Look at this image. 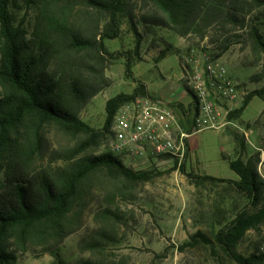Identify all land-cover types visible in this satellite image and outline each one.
I'll use <instances>...</instances> for the list:
<instances>
[{
    "label": "trees",
    "instance_id": "obj_1",
    "mask_svg": "<svg viewBox=\"0 0 264 264\" xmlns=\"http://www.w3.org/2000/svg\"><path fill=\"white\" fill-rule=\"evenodd\" d=\"M21 1L34 10L31 30L26 27L24 17L18 18L16 10H21ZM151 1L162 15L148 17L146 22L171 27L181 36L198 22L208 25L220 17L237 20L232 13L237 0ZM130 2L0 0V264H16L12 245L24 247L28 242H36L58 247L67 235L81 227L92 184L95 180L102 184L104 176L112 188L106 191V204L100 205L94 215V221L100 225L87 244L90 250H100L111 238L106 226L114 215L112 203L122 195L121 186L146 182L153 176L150 171L126 166L110 151L95 154L113 135V117L121 105L136 96H152L132 72V57L138 54L139 41L132 55L111 51L105 44V40L119 36L122 18H131ZM101 14L107 15L104 26ZM133 30L138 34L134 25ZM251 32L254 47L264 53V42L257 28ZM171 49L170 44L160 49L156 62L171 54ZM120 59L124 61L125 76L135 83V88L129 94L120 92L107 99L104 123L95 128L82 120L80 112L109 86L111 81L105 75L107 62ZM189 93L191 111L197 107L190 90ZM254 97L264 102V86L247 93L229 117H239ZM47 129L72 145L54 147ZM234 138L244 150V139L238 134ZM260 158V153L255 152L245 159L228 160L230 169L238 175L236 180L196 175L180 166L191 179L230 182L248 200L210 237L201 231L191 235L194 243L213 242L238 264H262L264 259L262 251L249 257L237 251L246 232L264 222ZM82 264L98 263L85 260Z\"/></svg>",
    "mask_w": 264,
    "mask_h": 264
},
{
    "label": "rangeland",
    "instance_id": "obj_2",
    "mask_svg": "<svg viewBox=\"0 0 264 264\" xmlns=\"http://www.w3.org/2000/svg\"><path fill=\"white\" fill-rule=\"evenodd\" d=\"M20 7L21 10H16L18 18L24 17L26 27L31 30L34 10L22 1ZM130 11L131 18L125 16L121 20L119 36L105 40V44L109 50L132 55L139 41L138 54L132 57L133 75L140 81L146 78L150 88L160 97H173L180 92L191 101L185 79L189 71L186 61L200 52H208L219 60L225 65L228 76L238 82L241 96L232 111L240 106L247 93L264 86V53L254 47L251 35L253 28H257L264 42V0H237L231 11L237 20L220 17L208 25L198 22L188 28L184 36L171 27L146 22L148 17L162 15L151 0H131ZM107 21V15L101 14L102 26ZM167 44L172 45L171 54L156 63L159 50ZM105 75L112 77L113 83L106 76L111 81L109 86H105L80 112L82 120L95 128H101L104 123L106 98L121 91L131 92L135 85L125 76L121 60L108 61ZM178 86L181 88L177 92ZM184 100L182 97L169 99L174 101L172 106L177 104L173 107L177 118L188 126L190 102ZM228 119L234 125L205 128L188 137L186 159L180 165L167 156L137 158L127 152L130 156L126 159L124 153L112 151V135L95 154L110 151L126 166L150 171L153 176L146 182L121 186L122 195L112 203L114 215L106 226L111 238L100 250L93 251L87 246L100 225L94 221V215L100 205L106 204V191L112 188L102 176V184L96 180L92 184L81 227L67 235L56 248L36 242H28L24 247L12 245L16 264H82L85 260L98 264H238L213 242L194 243L191 235L201 231L210 237L213 230L220 229L243 209L248 200L230 182L191 179L180 167L184 165L185 172L196 175L236 180L238 175L230 169L228 160L245 159L259 152L258 170L264 179V102L254 97L239 117ZM49 131L47 129V135L54 147L72 145L69 140ZM234 134L244 139V150L239 147ZM262 247L264 222L246 232L237 251L249 257Z\"/></svg>",
    "mask_w": 264,
    "mask_h": 264
},
{
    "label": "built area",
    "instance_id": "obj_3",
    "mask_svg": "<svg viewBox=\"0 0 264 264\" xmlns=\"http://www.w3.org/2000/svg\"><path fill=\"white\" fill-rule=\"evenodd\" d=\"M186 64V86L197 107L191 110L188 126L177 118L174 101L136 96L124 102L113 117L112 151L137 158L167 156L180 165L186 159V140L192 133L234 125L228 117L241 94L225 65L208 52L191 55Z\"/></svg>",
    "mask_w": 264,
    "mask_h": 264
},
{
    "label": "crops",
    "instance_id": "obj_4",
    "mask_svg": "<svg viewBox=\"0 0 264 264\" xmlns=\"http://www.w3.org/2000/svg\"><path fill=\"white\" fill-rule=\"evenodd\" d=\"M111 51H113V50H111ZM163 59H164V58H163ZM120 60H121V62H123V66H124V61H123L122 59H120ZM161 60H162V59H161ZM159 61H160V60H159ZM159 61H158V62H159ZM158 62H156V63H158ZM133 68H134V65H133V67H132V72H133ZM159 75H161L160 70H159ZM106 76H107L108 78H110V79L112 80V83H113L114 79H113L112 77H110L109 75H106ZM133 76H134V75H133ZM136 79H137V78H136ZM141 82L144 83L146 90H147L150 94L153 93V94L159 96L158 94H156V93L150 88V84H148V80H147L146 78H142ZM134 84H135V83H134ZM154 87H155V86H154ZM134 88H135V85H133V87H132V91H133ZM179 88H181V86H178V88L176 89L177 92H178ZM132 91H131V92H132ZM121 92H123V93H127V94L131 93V92H124V91H121ZM118 93H120V92H118ZM116 94H117V93H116ZM113 96H114V95H113ZM110 97H112V96H110ZM110 97L106 98L105 102H106L107 99H109ZM181 97H182L183 99H185V100H184L185 102H190V98H188L187 95H182V93H180V92H178L177 94H175L173 97L168 96V97H166V98H162V97L159 96L160 99H163V100H165V101H167V100L169 101V99H170V100H171V99L179 100V99H181ZM187 98H188V99H187ZM105 102H104V104H105ZM192 135H194V134L192 133V134L189 136V138H190ZM188 141H189V139H188ZM189 145H190V143H189ZM190 147H191V145H190ZM124 157H126V159L129 158V156L126 155V154H125ZM232 179H235V178H232Z\"/></svg>",
    "mask_w": 264,
    "mask_h": 264
}]
</instances>
